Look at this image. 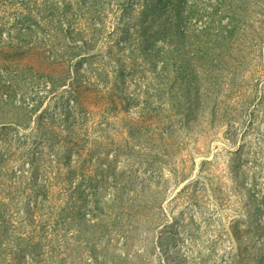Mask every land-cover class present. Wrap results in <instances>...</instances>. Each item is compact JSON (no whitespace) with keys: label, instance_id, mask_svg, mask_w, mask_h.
Listing matches in <instances>:
<instances>
[{"label":"rangeland","instance_id":"1","mask_svg":"<svg viewBox=\"0 0 264 264\" xmlns=\"http://www.w3.org/2000/svg\"><path fill=\"white\" fill-rule=\"evenodd\" d=\"M0 264H264V0H0Z\"/></svg>","mask_w":264,"mask_h":264},{"label":"bare ground","instance_id":"2","mask_svg":"<svg viewBox=\"0 0 264 264\" xmlns=\"http://www.w3.org/2000/svg\"><path fill=\"white\" fill-rule=\"evenodd\" d=\"M170 260V259H169Z\"/></svg>","mask_w":264,"mask_h":264}]
</instances>
